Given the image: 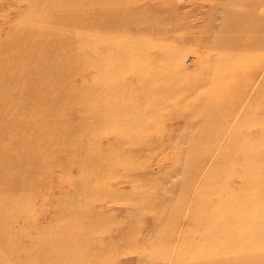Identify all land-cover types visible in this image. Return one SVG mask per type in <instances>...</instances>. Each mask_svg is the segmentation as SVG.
<instances>
[{
	"label": "rangeland",
	"instance_id": "rangeland-1",
	"mask_svg": "<svg viewBox=\"0 0 264 264\" xmlns=\"http://www.w3.org/2000/svg\"><path fill=\"white\" fill-rule=\"evenodd\" d=\"M0 264H264V0H0Z\"/></svg>",
	"mask_w": 264,
	"mask_h": 264
},
{
	"label": "bare ground",
	"instance_id": "bare-ground-1",
	"mask_svg": "<svg viewBox=\"0 0 264 264\" xmlns=\"http://www.w3.org/2000/svg\"><path fill=\"white\" fill-rule=\"evenodd\" d=\"M63 239V238H62Z\"/></svg>",
	"mask_w": 264,
	"mask_h": 264
}]
</instances>
